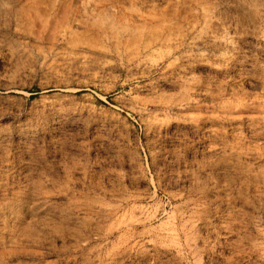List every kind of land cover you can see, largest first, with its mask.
Segmentation results:
<instances>
[{
    "label": "rangeland",
    "instance_id": "rangeland-1",
    "mask_svg": "<svg viewBox=\"0 0 264 264\" xmlns=\"http://www.w3.org/2000/svg\"><path fill=\"white\" fill-rule=\"evenodd\" d=\"M0 264H264V0H0Z\"/></svg>",
    "mask_w": 264,
    "mask_h": 264
}]
</instances>
